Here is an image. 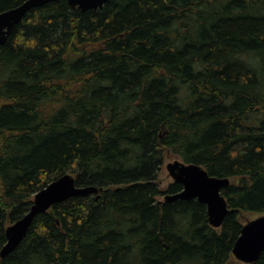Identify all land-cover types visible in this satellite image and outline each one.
I'll use <instances>...</instances> for the list:
<instances>
[{"label":"trees","instance_id":"obj_1","mask_svg":"<svg viewBox=\"0 0 264 264\" xmlns=\"http://www.w3.org/2000/svg\"><path fill=\"white\" fill-rule=\"evenodd\" d=\"M166 151L231 180L221 228L159 200L182 190L157 182ZM66 174L103 191L37 215L0 264H229L241 213L264 214V0L33 8L0 44V251Z\"/></svg>","mask_w":264,"mask_h":264},{"label":"water","instance_id":"obj_2","mask_svg":"<svg viewBox=\"0 0 264 264\" xmlns=\"http://www.w3.org/2000/svg\"><path fill=\"white\" fill-rule=\"evenodd\" d=\"M52 1H66L70 6L82 11L99 10L111 0H26L18 7L0 13V44L4 45L16 26L36 7ZM167 170L175 184L182 185L176 194L165 196V202L176 200H197L207 207L208 221L211 227L219 229L231 212L227 199L222 191L231 185L229 178L211 176L199 164L176 160L167 165ZM103 191L97 187H78L76 177L66 174L51 182L33 198L30 211L6 229L7 243L0 251V259L10 255L27 236L31 224L39 214L47 213L56 204L74 197H85ZM264 252V214L243 225L232 254L245 263L257 262Z\"/></svg>","mask_w":264,"mask_h":264},{"label":"rangeland","instance_id":"obj_3","mask_svg":"<svg viewBox=\"0 0 264 264\" xmlns=\"http://www.w3.org/2000/svg\"><path fill=\"white\" fill-rule=\"evenodd\" d=\"M176 160H180L183 161L182 158L174 155L173 153H171L170 151H166L165 153V158H164V163L163 166L160 170L159 176H158V184L159 186L163 189L166 190L168 189L172 184H174V180L173 178L170 176L168 170H167V165L169 163H173ZM165 196H162L159 198L160 201H164ZM259 215H255V214H244L241 213L240 215V219L243 225H245L247 222L257 218ZM229 264H245L239 260H237L233 255L231 256V259L229 261Z\"/></svg>","mask_w":264,"mask_h":264}]
</instances>
